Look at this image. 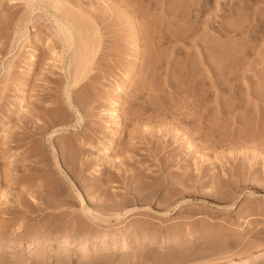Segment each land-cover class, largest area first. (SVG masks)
Wrapping results in <instances>:
<instances>
[{
    "label": "rangeland",
    "instance_id": "1",
    "mask_svg": "<svg viewBox=\"0 0 264 264\" xmlns=\"http://www.w3.org/2000/svg\"><path fill=\"white\" fill-rule=\"evenodd\" d=\"M263 105L264 0H0V264H264Z\"/></svg>",
    "mask_w": 264,
    "mask_h": 264
},
{
    "label": "bare ground",
    "instance_id": "2",
    "mask_svg": "<svg viewBox=\"0 0 264 264\" xmlns=\"http://www.w3.org/2000/svg\"><path fill=\"white\" fill-rule=\"evenodd\" d=\"M200 3V2H199ZM198 3V4H199ZM190 7V6H189ZM205 8H207V7H205ZM205 8L203 7V5H200L199 7H197L196 8V10H194V8H193V13H192V11H191V13L189 12L185 17H182V18H180V19H178L177 21L176 20H174V21H176V22H174L173 20V24L175 23V25H177L176 23L178 22L180 25L179 26H182V24L184 25V24H186V26L188 27V28H185L186 29V31L185 32H181L180 31V33H182V35L179 37V36H177V34L179 33L178 31H177V29L175 30V31H177V32H175V34H176V36H175V34L173 35V36H171L170 38H171V40L173 41V40H177V39H181L182 38V40L184 41V42H187V40H188V42H189V40L194 36V38H195V34H197V29H198V27L200 28L201 26H199V25H201V24H199V22L197 21V18L198 17H200L199 15H203V13L206 11L205 10ZM185 9H186V7H185ZM191 9H192V7H191ZM190 9V10H191ZM175 10V9H174ZM173 10V11H174ZM188 10H189V8H188ZM187 9H186V11H188ZM172 11V13H174L175 14V12H173ZM195 11H196V13H195ZM177 12V11H176ZM171 14V13H170ZM170 14H168V15H170ZM173 14V15H174ZM177 14V13H176ZM172 15V14H171ZM170 15V19L169 20H171L172 18L171 17H173V16H171ZM177 16H179V15H177ZM181 16V15H180ZM192 17H195V19L193 20V21H191V18ZM175 18V15H174V17H173V19ZM237 18V17H236ZM193 19V18H192ZM168 21V20H167ZM236 21V20H235ZM169 22V21H168ZM171 22V21H170ZM242 23V22H241ZM68 24L69 25H65L66 27H65V29L68 31V32H70V27H72V25L70 24V22L68 21ZM169 25H170V23H168ZM234 24V23H233ZM174 25V26H175ZM224 25V24H223ZM229 25V24H228ZM235 25H236V23H235ZM160 27H162L161 25H159ZM159 26L157 25V27L159 28ZM167 25H165L164 27H166ZM178 26V25H177ZM178 26V27H179ZM245 26V25H244ZM244 26H242L243 28H244ZM163 27V30L165 29ZM173 26H170L169 28H172ZM232 27V29L234 28L233 26H231ZM253 28H254V26H251V28L250 29H248V31H249V34L248 35H246V36H244L245 37V39H246V41L248 42V43H252L253 41V39H252V37H253V32H254V30H253ZM160 29V28H159ZM159 29H158V31H159ZM162 29V28H161ZM167 29H168V27H167ZM167 29H165V30H167ZM182 29V27L179 29V30H181ZM221 29V28H220ZM239 29H241V27L239 26ZM162 30V31H163ZM172 30V29H171ZM199 30V29H198ZM184 31V30H183ZM234 31H236L237 32V28H236V26H235V29H234ZM234 31H232L231 29H230V27L229 26H225L223 29H221V32H220V34H219V36L220 37H222V36H226V34L228 33V32H233L234 34L236 33V32H234ZM241 31V30H240ZM172 32H174V31H172ZM171 32V33H172ZM159 33V35H162L163 34V32H158ZM161 33V34H160ZM168 33H170L169 31H168ZM184 33V34H183ZM69 34V33H68ZM172 35V34H171ZM179 35V34H178ZM229 34H227V36H228ZM170 36V35H169ZM160 37V36H159ZM219 37V38H220ZM233 37V36H232ZM162 38H164V37H162ZM161 38V39H162ZM194 38H192V40H190L191 42H193L194 40ZM223 38V37H222ZM227 38V37H226ZM162 40H164V39H162ZM186 40V41H185ZM228 40V39H227ZM226 39L224 40V42L223 43H225L226 41H227ZM234 41V40H233ZM245 41V40H244ZM219 42H220V39H219ZM235 42V41H234ZM246 42V43H247ZM222 43V42H221ZM237 43V42H236ZM245 43V44H246ZM49 44V43H48ZM220 44V43H219ZM234 44V43H233ZM244 44V45H245ZM253 44H254V42H253ZM214 45V44H213ZM217 46H215V48L213 49V48H211V45H210V49H212V50H214V51H219V47H220V45H219V47H218V44H216ZM224 45V44H223ZM248 45V44H247ZM207 46H208V44H207ZM206 46V47H207ZM222 46V45H221ZM224 46H227V45H224ZM249 47H250V45H248ZM212 47H214V46H212ZM242 48H243V46H241ZM246 48H247V46H246ZM209 49V50H210ZM208 50V51H209ZM241 50V49H240ZM243 50H244V48H243ZM211 52V51H210ZM220 55L221 56H224V54H226V56L227 55H231V54H234V56H235V54L237 55V54H239V51L235 48V47H230V46H228V48L226 49V50H221V48H220ZM213 53V52H212ZM212 53H210L211 55H210V57L212 56ZM243 53V52H242ZM242 53H240V55L242 54ZM204 54V53H203ZM205 54H207V52L205 53ZM208 55H209V52H208ZM214 55V54H213ZM218 55H219V52H218ZM239 55V56H240ZM244 55V54H243ZM205 56V55H204ZM203 56V57H204ZM207 56V55H206ZM206 56L202 59V63H200V65L201 66H208V67H211L212 68V66H213V68H215L214 67V65H213V63L212 62H208L209 60V58L208 59H206ZM215 56V55H214ZM231 58H233L232 56H230ZM163 58V57H162ZM214 58V57H213ZM59 59H60V56H59ZM62 59V58H61ZM211 59V58H210ZM221 59H222V57H221ZM238 59H240V61L238 60V62L237 61H235V62H233V60H231L232 61V63H234L235 65H237V66H239L238 64L241 62V61H243L242 59V57L241 58H238ZM158 60V59H157ZM225 60V59H224ZM246 60V59H245ZM244 60V61H245ZM163 61V60H162ZM215 61H217L216 59H215ZM244 61H243V63H244ZM158 62V61H157ZM214 62V61H213ZM221 62V64L220 65H222V60H220V61H218V63L216 62L215 64H217V65H219V63ZM225 63V62H224ZM223 63V64H224ZM242 63V62H241ZM158 64V63H157ZM228 64V63H227ZM159 65H160V63H159ZM216 65V66H217ZM235 65L233 66V67H235ZM197 66L199 67V65L197 64ZM196 66V68L198 69V67ZM200 66V67H201ZM225 66V64L223 65V66H221V68H223ZM220 68V67H219ZM219 71H220V69H218ZM222 71V70H221ZM229 71V70H228ZM193 72V71H192ZM224 72H225V70H224ZM218 73V72H217ZM221 72H219V74H220ZM222 73H223V71H222ZM232 72H230L229 74H231ZM219 74H218V77H215V78H218L217 80H219L220 79V82H221V79H222V77H220L219 78ZM187 75V74H186ZM189 75V74H188ZM225 75V74H224ZM224 75H223V77H224ZM82 76V75H81ZM192 76V75H191ZM194 76V75H193ZM220 76H222V74L220 75ZM227 77V76H226ZM225 77V78H226ZM228 78V77H227ZM79 79H80V75L78 76V75H76L75 77H74V81L73 82H78L79 81ZM171 83V82H170ZM217 83H219V82H217ZM223 83V82H222ZM220 86H222L221 85V83H220ZM219 87V86H218ZM193 90L195 91V92H197V89H195L194 87H193ZM194 91H192V92H194ZM194 92V93H195ZM206 93H208V92H206ZM205 94V93H204ZM204 94H202V96H204ZM220 95V93L218 94V96ZM202 96H200V97H202ZM207 96V95H206ZM209 96V95H208ZM220 97V96H219ZM219 101V100H218ZM169 102H171V101H169ZM197 102H198V99H197ZM221 102H225V104H227V106H229L230 105V103H229V101H227V103H226V100L224 101L223 99L222 100H220L219 101V103H221ZM69 103H70V105L72 106V103H71V101L69 100ZM204 103V102H203ZM169 104V103H168ZM225 105L224 103H221V105ZM229 104V105H228ZM194 105H195V103H194ZM205 105V104H204ZM136 106V105H135ZM141 106V105H140ZM142 106H144V105H142ZM168 106V105H167ZM197 106V105H196ZM230 106H232V104L230 105ZM264 106V105H263ZM134 107V106H133ZM165 107V106H164ZM202 107V106H201ZM221 107V106H220ZM224 107V106H223ZM136 108V107H135ZM134 108V109H135ZM142 108V107H141ZM146 108H147V106H146ZM166 108V107H165ZM138 109V108H137ZM144 109V108H143ZM140 110H142V109H140ZM146 110V109H145ZM161 110H162V108H161ZM163 110H167V109H163ZM264 110V109H263ZM169 111H171V110H169ZM159 112V111H158ZM162 113L164 112V111H161ZM188 112V111H187ZM191 111H189L188 113H190ZM194 112V111H193ZM197 112H199V109H198V111ZM137 113H138V110H137ZM137 113L136 112H134L133 114H132V117L130 118V116H131V113H130V116L128 117V121H134V120H136L139 116L137 115ZM187 113V114H188ZM192 113V112H191ZM264 113V112H263ZM141 114V113H140ZM161 114V113H160ZM187 114H181V115H184V117H185V115H187ZM193 114V113H192ZM162 115V114H161ZM160 115V116H161ZM169 115V114H168ZM190 115V114H189ZM194 115V114H193ZM158 116V115H157ZM164 116H166V115H164ZM163 117V116H162ZM179 118L180 117H182V116H178ZM178 117H177V120H180V119H178ZM141 118V117H140ZM183 118V117H182ZM185 118H187V120H185V122L187 121V122H189L190 120L188 119V117H185ZM193 117L191 116V118L190 119H192ZM139 119V118H138ZM194 119V118H193ZM184 120L182 119L181 120V122L182 123H185V122H183ZM191 122H193V121H191ZM187 124V123H186ZM191 123H189V124H187L188 126L190 125ZM190 126H192V125H190ZM190 126H189V129H190ZM203 126V125H202ZM201 126V127H202ZM197 127H199V128H197ZM72 128H75V127H72ZM71 128V129H72ZM138 128V127H137ZM203 128V127H202ZM136 129V128H135ZM168 129V128H167ZM193 129H194V127H193ZM193 129H191L190 131L192 132V131H194ZM197 129V132H200L201 130H200V126H196L195 127V130ZM199 129V130H198ZM138 129H136V132H138V134L140 133L139 132V130L137 131ZM143 130V129H142ZM162 130H164L163 129V127H162ZM161 131V130H160ZM161 132H163V131H161ZM160 132V133H161ZM164 132H167L166 131V127H165V130H164ZM163 132V133H164ZM196 132V133H197ZM202 132V131H201ZM200 132V133H201ZM157 133H159V132H157ZM163 133H161V134H158V135H162ZM186 133H188V132H186ZM135 134V132L133 133V135ZM141 134V133H140ZM137 135V133H136V135H134L135 136V138H136V136H139V138H142L141 137V135ZM195 134V133H194ZM132 135V134H131ZM131 137V136H130ZM157 137H159V136H157ZM210 137V136H209ZM208 137V139H211V138H209ZM134 138V137H133ZM132 138V139H133ZM207 139V138H206ZM205 139V140H206ZM234 139V138H233ZM148 140H149V138H148ZM232 140V139H231ZM216 143V142H215ZM159 148V147H158ZM30 149V148H29ZM83 149V148H82ZM28 150H26L25 152H27ZM28 153V152H27ZM26 153V154H27ZM129 158H131V157H129ZM126 159H128V157L126 158ZM126 159H125V157H124V159H122L121 161L123 162V160H125L126 161ZM125 161L123 162L124 164H125ZM128 162V161H127ZM162 163V162H161ZM159 168H160V166H159ZM166 169V168H165ZM125 170V169H124ZM124 170H122L121 169V171L123 172ZM158 170H160V169H158ZM161 170L163 171V167H161ZM160 170V171H161ZM120 171V172H121ZM111 172V171H110ZM109 172V173H110ZM120 172H118V174H116V176L117 175H119L120 176V178L122 177V174L120 175L119 173ZM126 172V171H125ZM111 176L113 175V177H115L114 176V173L112 172V174H110ZM118 176V177H119ZM123 176L125 177V176H127V175H125V174H123ZM126 179V178H125ZM124 180V179H123ZM72 234H79L78 232H73V233H68V232H66L64 235L63 234H57V235H60V236H63V238L61 239V245H71V244H74L75 243V241L73 240V237H72ZM187 235L189 236V237H193V236H197V235H200V232H188L187 233ZM109 236H115V234H109V233H107V232H104L102 235H101V237H100V240H97V239H95L94 240V242H100V241H104L105 239H107ZM122 236H124V233H119L118 235H117V237H122ZM78 243H82V244H84V245H86L87 243H89V241H90V237H88V236H83L82 238H79L78 239ZM154 240H152V242H153ZM38 243V238H35V239H31L30 240V242H29V246H31V244H32V247L34 246V245H36ZM155 243V242H154ZM43 247L45 248V247H47V245L46 244H44L43 245Z\"/></svg>",
    "mask_w": 264,
    "mask_h": 264
}]
</instances>
